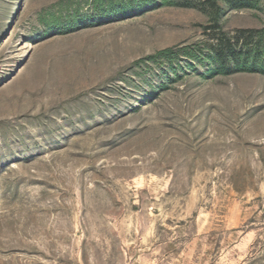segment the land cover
Returning <instances> with one entry per match:
<instances>
[{
    "label": "rangeland",
    "instance_id": "374dc122",
    "mask_svg": "<svg viewBox=\"0 0 264 264\" xmlns=\"http://www.w3.org/2000/svg\"><path fill=\"white\" fill-rule=\"evenodd\" d=\"M61 1L0 0V264H264V76L148 60L204 50L200 10L70 0L45 34Z\"/></svg>",
    "mask_w": 264,
    "mask_h": 264
},
{
    "label": "trees",
    "instance_id": "16d2710c",
    "mask_svg": "<svg viewBox=\"0 0 264 264\" xmlns=\"http://www.w3.org/2000/svg\"><path fill=\"white\" fill-rule=\"evenodd\" d=\"M260 3L261 0H115L109 3V8L118 7L113 9V16L125 14L133 5L137 8L181 7L197 9L205 13L212 27L207 28L210 30V38L204 50L190 47L166 48L148 57V60H163L172 66L181 58H186L201 64L204 67L201 77L208 79L232 74L264 76V27L238 30L231 35L220 31L219 27L224 10H257L260 8ZM92 6L94 18L99 20L103 15L101 11L104 0H92ZM85 20L86 18H82L79 9L74 7L70 0H62L55 10H49L38 17L45 34L55 32L58 35L77 31L81 22ZM217 29H219L218 33Z\"/></svg>",
    "mask_w": 264,
    "mask_h": 264
}]
</instances>
